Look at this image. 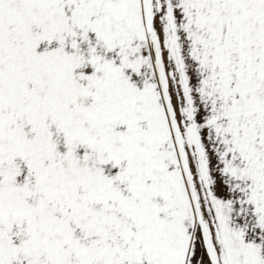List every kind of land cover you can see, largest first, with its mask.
<instances>
[{"label": "snow or ice", "instance_id": "1", "mask_svg": "<svg viewBox=\"0 0 264 264\" xmlns=\"http://www.w3.org/2000/svg\"><path fill=\"white\" fill-rule=\"evenodd\" d=\"M0 264H264V0H0Z\"/></svg>", "mask_w": 264, "mask_h": 264}]
</instances>
